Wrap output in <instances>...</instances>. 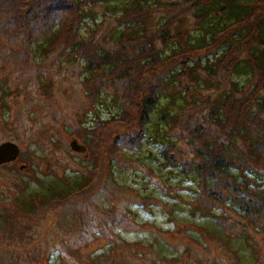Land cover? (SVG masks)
Returning a JSON list of instances; mask_svg holds the SVG:
<instances>
[{
	"label": "rangeland",
	"instance_id": "rangeland-1",
	"mask_svg": "<svg viewBox=\"0 0 264 264\" xmlns=\"http://www.w3.org/2000/svg\"><path fill=\"white\" fill-rule=\"evenodd\" d=\"M174 1L146 0V32L125 38V0H27L15 16L52 11L30 21L35 41L0 22V144L21 150L0 166V264H264V116L236 102L222 106L227 124L210 120L231 84L249 91L252 73H228L244 49L229 50L216 79L199 70L193 86L191 63L164 60L183 47L152 51L142 39L172 14L179 43L199 34L192 10L164 11ZM142 49L151 64L138 62ZM105 51L111 67L94 53ZM142 97L158 102L147 124L136 120ZM74 139L85 153L71 151Z\"/></svg>",
	"mask_w": 264,
	"mask_h": 264
},
{
	"label": "trees",
	"instance_id": "trees-1",
	"mask_svg": "<svg viewBox=\"0 0 264 264\" xmlns=\"http://www.w3.org/2000/svg\"><path fill=\"white\" fill-rule=\"evenodd\" d=\"M26 1L27 0H9L10 3H7L5 0L0 1V9L2 8V12L0 10V22H2L4 19H7L8 24L6 26L10 35L14 33L10 30L15 26H18V28L22 29L23 37L28 36L32 38L31 34L29 33V31L32 29L30 21L32 19H38L41 24H46V19H49L51 16L49 14L50 12H52L51 10H49L50 6L46 4H37V7H35L34 11L28 10V16H25V13L21 15L22 17L15 16L19 14V10L20 8H22L21 3ZM81 1H85V4H87L88 1L92 5L98 4L95 2V0ZM100 1H105L107 3H118L123 0ZM125 1L126 3L124 4V16H121L119 18V20L122 21V23L125 25V32H122L121 37L125 38L129 35V32L136 33L138 28H142V32H146L144 30L145 24L147 22V19L149 18L150 12H153L152 10L148 9L146 4H144L146 0ZM12 5L14 6V10L11 9ZM176 8L189 12L191 10L193 11L192 17L195 20V26L197 27V31L199 32V34L196 37H192V39L190 40H188L187 35L184 42L185 44L182 45V43H179L181 42V38L172 37L171 33L169 32L170 26L175 22L171 20L173 16L172 14L169 22L163 23L158 26V29L152 33L151 38L142 36V39L144 41L149 39L148 43L145 42V44H147V47H149L152 51H156L157 46L155 44L157 42L160 43L161 48H163L166 43L178 44L180 48L183 47L185 53H183V51L172 53L171 56L165 57L164 60L171 61V59H182L183 57L185 61L183 62L184 64H187V62L191 63L192 66L190 67L188 65L187 69L189 70V72H192V85L198 86L199 80L201 78L197 75V72L199 70H201V74L207 75L206 77L216 79L217 75L215 74L217 70V72L225 71L223 70V68H220V63H222L225 56L227 57L228 54L232 55L229 50L234 49L238 45H241V49H244V51L242 52L244 53L245 57L240 58L239 56L237 60L232 61L233 65L231 66L228 73L238 74L240 72L238 70L241 67H243V70L247 71L249 74L252 73V78L248 83V86H250V88L248 89L249 91L245 92L243 90L245 86L241 85H238L240 87H238L239 89L236 90L237 84H231L232 89L225 93V98L223 100H219L217 103L214 102V106L216 109L212 110L210 114V120H213L212 123L218 128L227 124V122H229L227 111L222 106L224 103L233 104L236 102H238L239 104L242 103L247 105V108H245L244 111H246L248 115L249 111L251 110L255 112L252 116L253 118L258 119V116L262 118L264 116V0H257L255 2H253L252 0H175L172 3L170 2L169 9L164 11H174V9ZM3 11L6 12L3 13ZM12 11L13 13H10ZM11 17H14V19ZM17 21H19L20 23L16 24ZM132 22L134 23V25L137 24L136 27H129ZM46 27H43L42 29H46ZM48 30L45 33H47ZM44 34H42L41 36V38L43 39L45 38ZM50 34H52L51 29L50 33L48 32V35ZM51 37H53V39L56 38L53 34L51 35ZM155 37L157 38L154 40ZM32 40L35 41V38H32ZM34 41L31 42L33 43ZM83 42L85 43L86 41H74L73 45L81 47ZM29 43L30 42H27L26 44L24 42L22 44L23 49L28 48ZM194 43H196L198 46H193L192 48L188 46L193 45ZM148 50L143 51L142 49L141 53L138 52V55L140 56L138 62L144 63L145 65H149L152 63V55L154 54H148ZM44 51H46V49H44ZM94 53L96 55V58L99 59L100 62H106L107 66H112V62L109 60V56L111 54L109 51H105L103 52V54H99L96 52ZM199 55H204L206 56V58L207 56H210L212 60L210 61V59L208 58V61H206L205 58L203 66V64L199 63V59H197ZM155 56L159 57V55ZM110 70L114 69L111 68ZM202 83L205 84L206 79L202 80ZM172 85H174V80H172V82L168 85V88L172 87ZM165 88L167 87L165 86ZM181 91L182 88H180V92ZM195 93L196 94L193 95L194 99H192V102L195 101V97L197 95H201L199 92ZM186 95H191L188 90H186ZM49 96L52 97L53 95L50 93L46 95V97L48 98ZM140 101L143 103L144 110L140 111L136 120L137 122L140 120V122L147 124V122H149V114L151 113L150 111L155 110L158 102L152 97L150 99L147 97H142ZM142 113L145 114L141 116ZM164 115H167V113H163L161 119ZM201 120L205 121V117L204 119L201 118ZM259 123L263 124L264 120L262 122L259 120L258 124ZM250 124L251 118L249 119V121L242 120L240 122L238 120L235 126ZM230 126H234L233 122H231ZM235 126L232 129H234ZM245 131L246 129H243L241 127V137H243L246 141L251 142L250 139H252V136L245 137ZM236 133H239V129H236ZM83 146L86 147V145ZM3 166L5 167L6 165H2V167ZM223 170L226 171V169ZM234 176L236 177V174ZM254 185L259 187V185L256 183Z\"/></svg>",
	"mask_w": 264,
	"mask_h": 264
},
{
	"label": "water",
	"instance_id": "water-1",
	"mask_svg": "<svg viewBox=\"0 0 264 264\" xmlns=\"http://www.w3.org/2000/svg\"><path fill=\"white\" fill-rule=\"evenodd\" d=\"M69 148L74 153L83 154L86 151V147L79 144L77 139H74L69 143ZM21 150L14 142L7 141L0 144V166L7 165L10 162L15 161Z\"/></svg>",
	"mask_w": 264,
	"mask_h": 264
},
{
	"label": "flooded vegetation",
	"instance_id": "flooded-vegetation-1",
	"mask_svg": "<svg viewBox=\"0 0 264 264\" xmlns=\"http://www.w3.org/2000/svg\"><path fill=\"white\" fill-rule=\"evenodd\" d=\"M8 164H9V163H8ZM8 164H7V165H8Z\"/></svg>",
	"mask_w": 264,
	"mask_h": 264
}]
</instances>
